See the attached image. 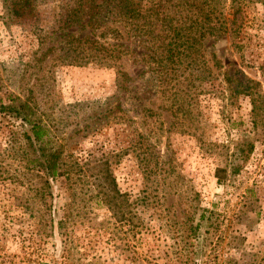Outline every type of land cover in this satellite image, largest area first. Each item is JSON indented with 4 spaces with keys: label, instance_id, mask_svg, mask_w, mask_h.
Here are the masks:
<instances>
[{
    "label": "rangeland",
    "instance_id": "1",
    "mask_svg": "<svg viewBox=\"0 0 264 264\" xmlns=\"http://www.w3.org/2000/svg\"><path fill=\"white\" fill-rule=\"evenodd\" d=\"M68 3L40 0L39 27L51 26ZM249 14L255 25L241 53L227 37L212 49L257 82L264 98V2ZM2 16L0 6L1 86L33 99L65 163L106 158L123 198L109 211L96 201L92 178L68 189L63 178L30 174L21 129L0 116V264H264V99L255 137L248 100H231L220 78L174 86L171 103L142 64L125 58L119 67L136 98L128 102L112 68L49 58L23 66L40 52L34 23ZM137 105L155 115H137ZM244 142L253 144L248 160L217 185L214 169L228 167Z\"/></svg>",
    "mask_w": 264,
    "mask_h": 264
},
{
    "label": "trees",
    "instance_id": "2",
    "mask_svg": "<svg viewBox=\"0 0 264 264\" xmlns=\"http://www.w3.org/2000/svg\"><path fill=\"white\" fill-rule=\"evenodd\" d=\"M39 1L0 0L2 19L34 23L31 31L40 52L23 66H39L49 58L66 65L112 68L117 90L126 93L128 102L136 98L128 94L130 79L119 67L125 58L142 64L152 87L171 103L176 96L174 86L185 83L193 89L220 78L231 100H248L249 132L257 136L264 99L258 83L231 64L223 65L212 47L227 37L232 49L241 53L249 36L247 30L255 25L249 10L264 0H70L60 7L52 25L45 30L39 27ZM17 91L10 92L0 84V116L17 122L11 121L14 130L21 129L22 144L18 148L24 165L29 166L27 171L47 180L63 178L68 189L84 177L92 178L97 188L96 201L112 211L123 195L116 187L107 159L65 163L61 145L50 136L49 126L33 99L21 97L23 90ZM132 110L139 116L155 115L141 105ZM116 112L122 116L127 113L121 108ZM252 150V142L239 144L229 166L214 169L216 184L223 185L236 175ZM56 224L57 229L64 228V221L57 220Z\"/></svg>",
    "mask_w": 264,
    "mask_h": 264
}]
</instances>
